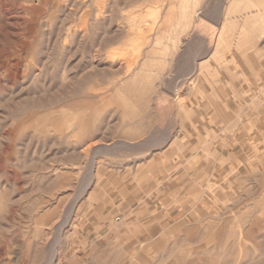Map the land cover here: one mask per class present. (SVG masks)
Here are the masks:
<instances>
[{
  "label": "rangeland",
  "instance_id": "1",
  "mask_svg": "<svg viewBox=\"0 0 264 264\" xmlns=\"http://www.w3.org/2000/svg\"><path fill=\"white\" fill-rule=\"evenodd\" d=\"M0 264H264V0H0Z\"/></svg>",
  "mask_w": 264,
  "mask_h": 264
},
{
  "label": "bare ground",
  "instance_id": "2",
  "mask_svg": "<svg viewBox=\"0 0 264 264\" xmlns=\"http://www.w3.org/2000/svg\"><path fill=\"white\" fill-rule=\"evenodd\" d=\"M56 251V250H55ZM54 259L53 260H55V258H56V256L55 257H53Z\"/></svg>",
  "mask_w": 264,
  "mask_h": 264
},
{
  "label": "crops",
  "instance_id": "3",
  "mask_svg": "<svg viewBox=\"0 0 264 264\" xmlns=\"http://www.w3.org/2000/svg\"><path fill=\"white\" fill-rule=\"evenodd\" d=\"M156 234H157V233L155 232V233H154V236H155Z\"/></svg>",
  "mask_w": 264,
  "mask_h": 264
}]
</instances>
